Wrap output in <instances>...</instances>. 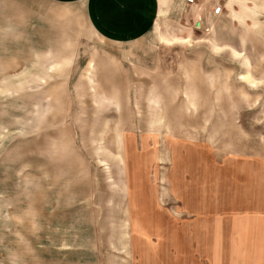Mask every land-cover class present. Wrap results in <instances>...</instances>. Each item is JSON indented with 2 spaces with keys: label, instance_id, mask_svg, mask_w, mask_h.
Returning <instances> with one entry per match:
<instances>
[{
  "label": "rangeland",
  "instance_id": "1",
  "mask_svg": "<svg viewBox=\"0 0 264 264\" xmlns=\"http://www.w3.org/2000/svg\"><path fill=\"white\" fill-rule=\"evenodd\" d=\"M185 2L135 41L0 9V264H264V0Z\"/></svg>",
  "mask_w": 264,
  "mask_h": 264
},
{
  "label": "crops",
  "instance_id": "2",
  "mask_svg": "<svg viewBox=\"0 0 264 264\" xmlns=\"http://www.w3.org/2000/svg\"><path fill=\"white\" fill-rule=\"evenodd\" d=\"M78 3L83 6L88 25L97 36L105 41H135L149 34L156 22L158 24L164 14L165 0H0V9L8 8L10 14L17 9L25 15V22L49 24V40L52 41L58 5ZM37 8L44 10L45 16L39 17ZM46 54L57 55V48H50Z\"/></svg>",
  "mask_w": 264,
  "mask_h": 264
},
{
  "label": "built area",
  "instance_id": "3",
  "mask_svg": "<svg viewBox=\"0 0 264 264\" xmlns=\"http://www.w3.org/2000/svg\"><path fill=\"white\" fill-rule=\"evenodd\" d=\"M192 13V27L196 30H208L213 20L223 16L228 0H185Z\"/></svg>",
  "mask_w": 264,
  "mask_h": 264
},
{
  "label": "bare ground",
  "instance_id": "4",
  "mask_svg": "<svg viewBox=\"0 0 264 264\" xmlns=\"http://www.w3.org/2000/svg\"><path fill=\"white\" fill-rule=\"evenodd\" d=\"M246 63H247V61H246ZM245 78L247 77L246 75L244 76ZM253 82V81H252ZM254 85V84H253Z\"/></svg>",
  "mask_w": 264,
  "mask_h": 264
}]
</instances>
